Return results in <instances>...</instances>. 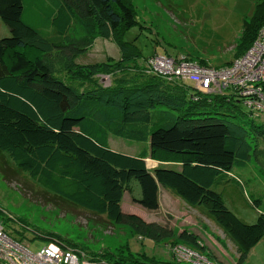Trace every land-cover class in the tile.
<instances>
[{
    "label": "trees",
    "instance_id": "1",
    "mask_svg": "<svg viewBox=\"0 0 264 264\" xmlns=\"http://www.w3.org/2000/svg\"><path fill=\"white\" fill-rule=\"evenodd\" d=\"M135 9L134 0H0V20L10 30L0 38V153L45 191L117 225L126 219L122 204L133 183L141 190L135 202L148 211L159 209L160 188L168 189L203 209L236 245L242 262L264 238V214L255 224L244 223L214 188L234 169H245L252 154L264 173V148L248 142L252 133L264 143V123L256 125L238 97L239 116L251 120L249 129L214 111L232 97L194 93L184 82L147 74L146 67L137 79L129 64L142 57L135 44L141 34L133 42L128 36L138 25L147 27ZM263 25L260 0L244 22L235 56L253 46ZM97 39L112 41L120 58L78 64ZM101 75L116 76L103 88ZM110 136L149 147L138 156L123 154L110 148ZM147 159L158 163L153 171ZM127 218L150 228L134 215ZM42 239L57 240L41 233L31 241ZM178 240L165 245L169 259L158 261L153 253L93 259L78 250L98 264H179L174 246L203 249L189 231Z\"/></svg>",
    "mask_w": 264,
    "mask_h": 264
},
{
    "label": "rangeland",
    "instance_id": "2",
    "mask_svg": "<svg viewBox=\"0 0 264 264\" xmlns=\"http://www.w3.org/2000/svg\"><path fill=\"white\" fill-rule=\"evenodd\" d=\"M134 2L140 23L147 27L140 28L138 25L131 33L132 36H128L133 42L134 37L141 34L135 44L141 50L142 57L129 64L137 69L132 73L138 75L139 79L145 72L143 69L146 67L147 59L154 54L174 58L186 57L206 67L210 65L222 67L235 62L234 60L242 55L235 56L244 22L250 21L260 0H134ZM0 25L5 26L1 20ZM138 29H141L140 32ZM8 33L0 30V37ZM119 55L120 52L112 41L97 39L77 63L103 62L108 58H120ZM57 67L59 68V65ZM58 70L61 71L62 68ZM115 76L101 75L100 85L103 88L110 87ZM257 87H262L261 93L264 94V80L258 82ZM218 95L229 96L232 99L230 103L227 102L214 111L249 129L251 120L239 116L242 104L240 105L238 99L231 94V90H224ZM238 98L242 101L240 97ZM242 107L241 109L244 108ZM255 121L256 125L264 123V116H257ZM109 142L112 150L133 156H138L142 151L146 152L149 147L148 142L137 144L115 136H110ZM248 142L252 149L264 148L262 139L256 138L252 133H249ZM250 157L245 169H234L227 182L215 187L214 190L222 195L230 211L244 223L252 225L261 214H264V173L258 166L255 154ZM146 166L153 171L157 164L148 159ZM167 168L174 170L175 166ZM232 178L240 181V185ZM132 185L133 191L124 194L122 204L126 219L117 225L103 216L85 211L45 191L26 174L17 170L6 155L0 153V218L7 222L10 227L9 233L14 235L16 232L14 237L18 236L20 240L25 241V245L33 252L53 244L49 239L31 241L34 236L40 237V234L44 233L56 237L55 241L67 248L80 249L93 259L106 258L110 255H124L137 259L141 258L139 252H142L146 255L152 253L157 255L155 260L158 261L169 259L170 249L165 246L167 243L178 242V235L183 231H189L198 238L199 245L203 248L194 250L207 257L209 264H264V238L244 261L239 262L240 253L236 245L209 219L203 209L185 205L181 198L161 187L159 209L145 210L135 202L141 197L139 185L135 186L134 183ZM130 215L138 217L150 228L140 227L139 223H131L127 218ZM7 224L5 223L6 228ZM126 243L133 254L127 252ZM184 264L193 263L187 261Z\"/></svg>",
    "mask_w": 264,
    "mask_h": 264
},
{
    "label": "built area",
    "instance_id": "3",
    "mask_svg": "<svg viewBox=\"0 0 264 264\" xmlns=\"http://www.w3.org/2000/svg\"><path fill=\"white\" fill-rule=\"evenodd\" d=\"M234 61L231 66L217 68L199 65L186 57L157 54L147 60L146 73L168 82L191 84L195 93L222 94L224 90H231L234 97L242 99H239L241 104L252 116H264V94L261 93L262 87H257V83L264 80V25L253 46ZM52 243L33 252L25 241L10 236L0 219L1 264H98L82 256L78 249L63 247L55 240ZM172 252L179 264L187 261L209 264V259L181 246H174Z\"/></svg>",
    "mask_w": 264,
    "mask_h": 264
},
{
    "label": "crops",
    "instance_id": "4",
    "mask_svg": "<svg viewBox=\"0 0 264 264\" xmlns=\"http://www.w3.org/2000/svg\"><path fill=\"white\" fill-rule=\"evenodd\" d=\"M50 1V0H49ZM0 30H2L3 31V33H8L6 36H3V37H0V38H5V37H9L10 36V30H8L5 26L3 27V26H1L0 25ZM119 57H120V55H119ZM117 59H119V58H117ZM94 63H96V62H94ZM211 66V65H210ZM148 160V159H147ZM153 162V161H152ZM153 163H156V162H153ZM147 164V163H146ZM157 165H158V163H157ZM136 184L137 183H135V186H136ZM160 192H161V189H160ZM185 205H187L186 203H185ZM159 206H160V194H159ZM190 207V206H189ZM28 241V240H27ZM250 254V253H249Z\"/></svg>",
    "mask_w": 264,
    "mask_h": 264
},
{
    "label": "bare ground",
    "instance_id": "5",
    "mask_svg": "<svg viewBox=\"0 0 264 264\" xmlns=\"http://www.w3.org/2000/svg\"><path fill=\"white\" fill-rule=\"evenodd\" d=\"M231 65H232V64H231ZM231 65H227V64H226V66H231ZM72 94H73V93H72Z\"/></svg>",
    "mask_w": 264,
    "mask_h": 264
},
{
    "label": "clouds",
    "instance_id": "6",
    "mask_svg": "<svg viewBox=\"0 0 264 264\" xmlns=\"http://www.w3.org/2000/svg\"><path fill=\"white\" fill-rule=\"evenodd\" d=\"M155 55H157V54H155ZM154 56V55H153ZM194 93H195V91H193ZM147 165V164H146Z\"/></svg>",
    "mask_w": 264,
    "mask_h": 264
}]
</instances>
